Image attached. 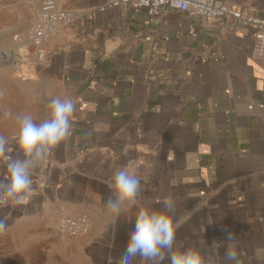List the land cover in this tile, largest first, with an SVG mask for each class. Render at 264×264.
<instances>
[{"label":"crops","instance_id":"crops-1","mask_svg":"<svg viewBox=\"0 0 264 264\" xmlns=\"http://www.w3.org/2000/svg\"><path fill=\"white\" fill-rule=\"evenodd\" d=\"M42 1L0 0V50H14L0 68V136L23 158L17 115L40 123L56 96L76 111L27 197L0 202V264H117L139 208L165 199L176 203V250L226 264L231 233L239 264H264V44L244 25L222 34L212 19L177 11L152 21L110 0H57L74 21L36 60L27 32ZM222 2L264 16V0ZM133 159L143 162L141 191L115 218L105 207L112 177ZM60 211L84 217L87 230L60 235Z\"/></svg>","mask_w":264,"mask_h":264},{"label":"clouds","instance_id":"clouds-1","mask_svg":"<svg viewBox=\"0 0 264 264\" xmlns=\"http://www.w3.org/2000/svg\"><path fill=\"white\" fill-rule=\"evenodd\" d=\"M49 118L36 123L32 116L17 115L19 125L17 147L23 158L10 155L5 137L0 136V161L6 165L7 182L0 185V202L8 200L21 201L32 189V173L37 165L43 162L52 150L71 135L72 118L76 105L70 98L59 96L48 100ZM143 162L137 159L130 166L114 172L112 187L114 195L105 201V207L119 218L124 208L135 207L137 195L141 191V178L136 170ZM176 203L173 199L162 201L159 209L142 206L134 218V226L128 232L123 254L117 264H135L140 258L144 264H209L197 248L176 250V227L174 217ZM7 224L0 219V232L5 231ZM229 242L225 250L226 264H239L238 253L233 244V236L226 237Z\"/></svg>","mask_w":264,"mask_h":264},{"label":"built area","instance_id":"built-area-1","mask_svg":"<svg viewBox=\"0 0 264 264\" xmlns=\"http://www.w3.org/2000/svg\"><path fill=\"white\" fill-rule=\"evenodd\" d=\"M110 5L128 4L134 8H145L149 18L155 21L160 13L177 11L189 17L212 19L220 27V32L226 34L237 26H247L256 41L264 44V16L252 15L225 5L222 0H110ZM74 17L62 9L57 0H43L32 15L27 36L33 44L36 60L43 57L40 46L57 34L63 27L70 26ZM196 36L195 31L191 32ZM22 54L15 61L17 66L24 63ZM54 229L63 236L73 237L87 230L84 217L71 215L60 211L54 224Z\"/></svg>","mask_w":264,"mask_h":264},{"label":"water","instance_id":"water-1","mask_svg":"<svg viewBox=\"0 0 264 264\" xmlns=\"http://www.w3.org/2000/svg\"><path fill=\"white\" fill-rule=\"evenodd\" d=\"M14 62V50L6 48L0 50V68H9Z\"/></svg>","mask_w":264,"mask_h":264}]
</instances>
